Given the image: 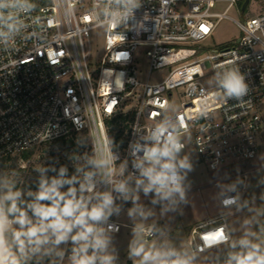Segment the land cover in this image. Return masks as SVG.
<instances>
[{
    "label": "built area",
    "instance_id": "2783aa9c",
    "mask_svg": "<svg viewBox=\"0 0 264 264\" xmlns=\"http://www.w3.org/2000/svg\"><path fill=\"white\" fill-rule=\"evenodd\" d=\"M225 1L228 5L217 9V3ZM27 3L32 7L21 13L23 26L0 37V161L73 133H89L96 159H114L111 176L102 164L89 169L94 173L93 193L110 192L113 197L110 214L93 222L106 236L116 232L110 225H118L119 231L123 226L116 219L118 205L144 192L136 186V161L144 155L139 146L155 143L149 137L164 125L180 139L181 152L190 163L224 175L212 181L221 206L239 203L237 188L223 190L220 184L247 179L245 165L262 148L264 10L236 19L227 10L233 5L241 8L243 0H138L131 16L117 26L106 14L111 10L106 0ZM223 18L232 19L240 34L227 46L208 49L205 41ZM98 27L105 29L104 53L99 66L92 68L83 34ZM143 49L149 66L146 79L140 78L136 64ZM233 68L239 69L247 86L239 100L225 97L220 84ZM155 72H160L158 80H152ZM175 97L181 100L178 110L173 109ZM120 114L132 116L122 122L124 138L115 135V123L110 122ZM121 181L127 182L128 193L114 186ZM82 182L81 176L79 186ZM93 193H83L91 196L90 206L101 198ZM225 199L233 202L226 205ZM140 230L138 241L144 243L169 233L159 222ZM229 241L222 213L197 222L186 243L196 256ZM66 253L70 256L72 247L67 245Z\"/></svg>",
    "mask_w": 264,
    "mask_h": 264
},
{
    "label": "clouds",
    "instance_id": "9594fccd",
    "mask_svg": "<svg viewBox=\"0 0 264 264\" xmlns=\"http://www.w3.org/2000/svg\"><path fill=\"white\" fill-rule=\"evenodd\" d=\"M106 2L111 9L106 11V14L110 16L111 23L117 26L125 17L131 16L134 7L139 6L138 0H106ZM31 7L27 0H0V37L18 32L23 26L21 13ZM220 84L226 90L225 97L239 100L247 92L244 77L238 68L227 71ZM149 138L155 143L139 146L143 149L144 155L138 157L136 161V166L140 169L136 186L143 187L145 194L154 191L153 203L168 201L169 203L164 205L166 210L174 206L178 200H184V180L193 166L187 155H180L184 145L167 126L157 127ZM84 159L85 164L77 166L78 175L70 179L63 178L67 170L63 166L60 168L61 178H52L50 183L46 179H41L38 191L27 193L34 197L31 201L22 199L24 193L15 189L13 182L0 180V264H30L37 255H48L56 249V246L69 239L73 241L69 264H96V261L100 264H113L115 257L106 251L109 238L104 235V229L96 227L93 223L106 219L110 214L113 197L110 192L93 193L94 173L92 170L84 169L88 164H102L106 166L107 174L111 176L115 172L114 159L97 160L95 151L92 157H87L85 154ZM122 168L123 166L121 171ZM81 176L83 182L80 184L79 198L75 187H70L65 193L59 191L62 184L72 185L73 181ZM114 186L123 193L130 191L126 181ZM85 190L101 198L90 206L91 196H85L83 194ZM42 201H50V203H41ZM232 202V199L224 201L226 205ZM135 210V208L130 210V214ZM73 229L76 231L73 232ZM109 230L118 232L119 226L110 225ZM224 240L225 237L221 234L219 242ZM240 243L249 245L246 239L241 240ZM89 248L93 250L91 254ZM173 254L171 251L156 250L154 246L135 239L128 248V259L138 258V264H190V260L180 257L169 259ZM56 255L62 257L63 251L56 250ZM231 259L237 264H264V249H261L259 244H252L247 252L234 255Z\"/></svg>",
    "mask_w": 264,
    "mask_h": 264
},
{
    "label": "rangeland",
    "instance_id": "374dc122",
    "mask_svg": "<svg viewBox=\"0 0 264 264\" xmlns=\"http://www.w3.org/2000/svg\"><path fill=\"white\" fill-rule=\"evenodd\" d=\"M227 5L228 1L218 2L217 9H224ZM263 10L264 0H250L245 11H242L238 5H233L228 8L227 13L233 18L245 19ZM104 31V27H98L83 34L85 56L92 68L99 66L104 53ZM239 34L240 30L237 24L230 18H223L218 22L213 35L205 42L208 49L221 48L231 44ZM145 50L143 49L139 53L136 62L141 79H146L149 67ZM159 78L160 72L153 73L152 80ZM180 101L177 97L173 99V109H180ZM74 140L76 145L68 151L61 150V146L57 142H49L30 149L28 157L22 153H17L10 159L0 161V180L11 181L15 184V189L26 193L27 190H24L25 183L36 181L41 176L53 173L60 161L83 166L85 154L87 157H92L94 153L92 138L89 133L83 131L75 133ZM262 142L261 149L264 152V134ZM74 154L81 159H75ZM180 155L184 156V153L181 152ZM191 164L193 168L187 172L185 177V198L178 200L174 206L164 210V205L169 203L168 201L153 203L155 194L152 191L147 194L142 192L136 202L125 200L121 203L119 209L128 206L124 208L120 216V220L125 226L119 233L107 232L109 244L106 251L109 254L115 256V247L128 244L133 238L140 235L141 226L158 220L166 222V227L169 228L168 235L145 244L154 246L159 251L173 252L174 254L169 259L174 260L180 257L190 260V264H229V261L231 264H237L231 257L247 252L252 244H259L261 249H264V231L259 226V219L262 216V201L256 200V203H250V199H253L257 190L260 189V184L261 186L264 185V160L257 162V170L252 171L247 178L245 201L248 205L242 206L235 212L224 211L225 218L234 233V240L237 242L233 241L217 246L203 253H198L196 256L191 253L186 243L193 221L214 212L218 214L223 211L218 206V188L211 184L213 174L201 163ZM94 166L88 164L84 170L87 171ZM38 169H43V171H38ZM76 175H78L77 172ZM198 186L200 187L197 188ZM220 188L226 189L227 183L222 182ZM134 208L136 210L130 214V210ZM73 232H75L74 229ZM242 235L248 237L249 245H243L238 241ZM67 245L69 249L73 248L71 239L56 246V249L48 255H37L30 261V264H69L70 256L67 253L64 255ZM128 248L129 246L121 251L116 264H138V258L128 259ZM56 250L63 251V256H57Z\"/></svg>",
    "mask_w": 264,
    "mask_h": 264
},
{
    "label": "crops",
    "instance_id": "0c3cea01",
    "mask_svg": "<svg viewBox=\"0 0 264 264\" xmlns=\"http://www.w3.org/2000/svg\"><path fill=\"white\" fill-rule=\"evenodd\" d=\"M262 145H263V143H262ZM264 160V152H262V149H261V151H260V153H259V155L254 159V160H252V161H250L249 163H247L245 166H246V168H247V170H248V168H250V170H248L250 173L252 172V171H256L257 170V162H259V161H263ZM196 164V163H195ZM193 165H194V163H193ZM210 173L211 174H213L212 175V178H211V184H212V181H213V179H216V178H223L224 177V175H221V174H214V173H212L211 171H210ZM225 183H227V188L226 189H223V190H228V189H231V188H233V187H235V188H237V190H238V196H239V203L237 204V205H234V206H230V207H228V208H224V207H222L221 206V203H220V199H219V196H218V206H219V208L223 211V212H220V213H218V214H216L215 212L214 213H212L211 215H206L205 217H202V218H199V219H197V220H195V221H193V225H192V227L197 223V222H199V221H201V220H204V219H206V218H208V217H213V216H217V215H220V214H222V213H225L224 211H227V212H235V211H237V210H239L242 206H246V205H248L247 203H246V193H245V191L247 190V179H245V180H242V179H240V180H236V181H234V182H225ZM263 186V188L261 189V187ZM262 186H261V184H260V189H258L257 190V194H255L254 196H253V199H250V203L251 204H254V203H256L257 201L256 200H261L262 201V213H263V211H264V198H262V197H264L263 196V190H264V185L262 184ZM198 187H200V186H198ZM197 187V188H198ZM242 190H243V192H242ZM142 192H136V193H133L131 196H130V198L129 199H127V200H129L130 202H136V197L138 196H140V194H141ZM139 199V198H138ZM122 204H120L119 206H118V208H117V211H116V219L118 220V221H120L122 224H123V226L121 227V230L123 229V227L125 226L124 225V223L120 220V216L122 215V211L124 210V208L125 207H128V206H124V207H122V208H120L119 209V207L121 206ZM156 222H159L161 225H163L165 228H167L166 227V222H164V221H161V220H158V221H156ZM227 224H228V227H229V231H230V235H231V241H229L228 243H230V242H233V241H236L237 242V240H234V233H233V231H232V229H231V227H230V225H229V222L227 221ZM147 226V225H146ZM141 227H144V226H141ZM140 227V228H141ZM191 227V228H192ZM120 230V231H121ZM191 230V229H190ZM119 231V232H120ZM119 232H117V233H119ZM189 233H190V231H189ZM140 237H141V233H140V235L138 236V237H136V238H133L128 244H126V245H124V246H117V247H115L114 249H115V258L117 257V259L119 258V256H120V253H121V251L125 248V247H127V246H129V244L131 243V242H133L134 241V239H135V241H138L139 239H140ZM189 238V234H188V236H187V239ZM247 238L248 237H246L245 235H242L240 238H239V242L241 241V240H247ZM186 239V240H187ZM228 243H226V244H228ZM114 258V259H115Z\"/></svg>",
    "mask_w": 264,
    "mask_h": 264
},
{
    "label": "trees",
    "instance_id": "16d2710c",
    "mask_svg": "<svg viewBox=\"0 0 264 264\" xmlns=\"http://www.w3.org/2000/svg\"><path fill=\"white\" fill-rule=\"evenodd\" d=\"M244 2V0H243ZM132 116L130 114H120L118 116H116L115 118L111 119L110 122H114L115 123V128L117 129V132H116V136L117 137H122V133L123 131L125 130V127L126 125H122V122L128 120V118H131ZM74 134H71L67 137H62V138H59L57 140H55L54 142H57L60 144L61 146V150H65V151H68L70 150L73 146L76 145V142L74 140ZM124 138V136H123ZM28 150H24L23 152H21L22 154H24L25 157H28ZM77 150V149H76ZM77 155L74 154V157H76ZM12 157V156H11ZM11 157H8L7 159H10ZM5 159V160H7ZM4 161V160H3ZM66 167V172L63 174V178L64 179H70L71 177H73L74 175H76V172H77V165H74V164H69L67 162H64V161H60L59 164H57L56 166V170L53 171V173H50V174H47L45 176H41L39 177L36 181H32L30 183H25L24 185V190H27L26 193H24V195L22 196V199L24 200H27V201H31L34 199L33 196H29L27 195V193L29 191H32V192H36L38 191L39 189V184H40V181L41 179H46L49 183L51 182V179L52 178H61V175H60V168L61 167ZM70 187H75L77 189V198L80 197L81 195V192H80V186H79V179L73 181L72 185H69L67 183H64L62 184L60 187H59V191L62 192V193H65L68 191V189ZM41 203H50V201H42ZM259 226L261 228V230L264 231V211L262 213V216L260 217L259 219Z\"/></svg>",
    "mask_w": 264,
    "mask_h": 264
},
{
    "label": "water",
    "instance_id": "95a60500",
    "mask_svg": "<svg viewBox=\"0 0 264 264\" xmlns=\"http://www.w3.org/2000/svg\"><path fill=\"white\" fill-rule=\"evenodd\" d=\"M250 0H244L243 4H242V7H241V10L242 11H245L247 5L249 4Z\"/></svg>",
    "mask_w": 264,
    "mask_h": 264
}]
</instances>
